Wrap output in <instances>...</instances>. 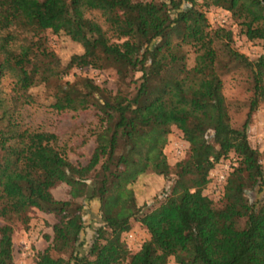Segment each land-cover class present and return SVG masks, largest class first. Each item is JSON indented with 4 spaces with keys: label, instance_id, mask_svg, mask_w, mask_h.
<instances>
[{
    "label": "trees",
    "instance_id": "trees-1",
    "mask_svg": "<svg viewBox=\"0 0 264 264\" xmlns=\"http://www.w3.org/2000/svg\"><path fill=\"white\" fill-rule=\"evenodd\" d=\"M200 1L229 13L263 53L248 59L236 52L232 31L210 30L194 0H0V134L13 140V159L0 173V264H11L14 228H26L32 210L53 219L34 264H165L168 258L174 264H264V204L246 194L264 184L246 132L251 113L264 105V0ZM46 30L81 52L61 66L46 46ZM81 67L113 71L114 92L85 76L61 82ZM238 69L249 86L244 118L235 127L221 76ZM38 85L50 88L56 112L95 110L85 169L69 162L53 132L19 121V110L33 105L29 89ZM171 128L187 145L168 166L162 148ZM228 154L235 164L221 196L211 201L202 193L208 171ZM89 169L94 176L84 175ZM147 173L173 179L158 202L142 209L133 183ZM60 184L68 188L62 201L51 193ZM89 201L99 222L81 249L82 202ZM130 221L148 233L131 254L121 240Z\"/></svg>",
    "mask_w": 264,
    "mask_h": 264
},
{
    "label": "rangeland",
    "instance_id": "rangeland-1",
    "mask_svg": "<svg viewBox=\"0 0 264 264\" xmlns=\"http://www.w3.org/2000/svg\"><path fill=\"white\" fill-rule=\"evenodd\" d=\"M194 2L196 7L204 13L210 30L222 25L224 29L232 31L231 46L236 52L241 53L248 59H254L257 55L263 53L258 41L246 40L238 32L236 25L229 17V13L204 6L200 0H194ZM43 34L47 48L53 52L61 66L65 65L71 55L81 52V48L77 43H72L62 34H54L49 30H46ZM190 58L191 55L189 54L187 64H190ZM76 76L88 77L111 93L115 90V76L111 70L90 67L74 68L61 77V82H71ZM138 76L139 73L134 74V78ZM221 82L222 96L228 105L230 124L237 127L244 118L245 97L249 86L247 73L241 69L234 72L230 71V73L221 76ZM9 86V80H5L2 84L4 91H8ZM133 86L134 84L130 86V90H133ZM50 91L49 87L43 85L29 89L33 105L23 106L18 112V119L31 129L53 132L57 137L58 144L64 146L69 162L74 166L78 165L85 169L88 165L90 151L94 145L91 130L97 123L96 112L91 107L75 112H56L49 107L52 101L49 96ZM250 116L251 120L246 130L247 139L250 146L259 153V162L264 169V105L258 103ZM12 145L13 140L10 136L0 134V173L11 164L13 159ZM186 145L187 143L181 138L180 132L171 128L167 135L166 145L162 148L168 166H172L180 160ZM175 146H179V155H175ZM219 160L235 164V157L231 154L219 158ZM231 167L228 173L231 171ZM216 171L215 167L212 168L211 172ZM95 173L92 169H89L84 175L92 177ZM171 179H173L172 176L163 179L152 173L141 174L136 178L133 183V192L137 203L142 205V209L152 206L156 201L158 202L167 191ZM223 185H217L214 178H212L204 186L202 193L207 195L211 201H216L221 196ZM67 191V186L60 184L54 189L52 188L51 193L54 200L62 201L68 197ZM246 194L247 198H256L264 204V184L260 189L254 186ZM82 205L81 220L83 228L80 238L82 240L81 249H86L99 221L94 201L82 202ZM51 223H53V219L50 214L32 210L26 228L18 226L14 228L11 237V264H34L36 254L48 245L46 236L51 233ZM130 223V230L121 235V240L125 243L129 254L138 249L141 242L148 238V233L143 226L135 221H130ZM49 254L52 258L56 256L52 251H49ZM165 264L174 263L171 258H168Z\"/></svg>",
    "mask_w": 264,
    "mask_h": 264
},
{
    "label": "built area",
    "instance_id": "built-area-1",
    "mask_svg": "<svg viewBox=\"0 0 264 264\" xmlns=\"http://www.w3.org/2000/svg\"><path fill=\"white\" fill-rule=\"evenodd\" d=\"M223 23V21H221ZM180 154V149L179 146H175V155ZM232 162V159H231ZM233 165V163H230L229 161H217L215 164H213L212 168L214 169L216 167L217 171L216 172H211L212 168L210 171H208V178L209 180L214 178L215 183L217 185H222L225 182V178L228 175V171L230 167Z\"/></svg>",
    "mask_w": 264,
    "mask_h": 264
}]
</instances>
